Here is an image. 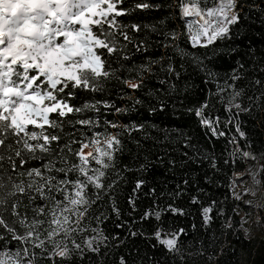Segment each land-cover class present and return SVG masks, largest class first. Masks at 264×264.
<instances>
[{"label":"trees","instance_id":"trees-1","mask_svg":"<svg viewBox=\"0 0 264 264\" xmlns=\"http://www.w3.org/2000/svg\"><path fill=\"white\" fill-rule=\"evenodd\" d=\"M148 2L159 7L136 10L118 18L129 26L135 23L148 26L140 33L128 29L133 41L131 44L122 41L127 44L125 55L129 59L117 62L122 66L120 78L108 80L100 93L77 90L69 101L75 106L105 101L127 111L116 112L101 104L99 113H73L61 118L66 123L62 130H57L62 137L59 148L75 163L74 153L80 144L72 141L87 142L93 133L106 129L107 121L145 125V131L133 132L130 138H125V150L118 155L116 168L108 171L105 180L106 184L110 180L113 187L101 193L85 217L84 223L89 228L99 229L109 239L99 254L85 249L82 258L77 253L65 264H120L121 257L127 264H264V239H250L243 233L237 212L241 204L232 190L235 174L248 167L244 153L260 161L264 181V97L261 96L264 93V12L260 10L264 4L260 0H243V19L232 38L202 48L193 47L189 41L178 0ZM134 3L135 0H125L123 6L131 7ZM152 26H156V31H152ZM168 33L178 34L175 45L180 49L203 58V69L191 57L178 54L173 41L167 38ZM140 41H146L143 45L146 50L137 49ZM150 62L154 63L151 72L145 75V87L133 90L123 83L135 80L138 75L135 69ZM169 64L180 73L178 77L166 71ZM241 64L243 68L239 67ZM234 70L242 76L236 84L245 93L238 102L250 107L249 112L229 111L228 93L217 92L218 85L226 80L232 83L229 77ZM257 80L261 83L257 84ZM136 99L143 102L137 105ZM205 102L209 104L206 115L218 118L217 133L223 135H214L201 125L194 111H189ZM153 108L156 110L151 111ZM86 117L98 119L100 127L75 123ZM107 131L117 129L108 127ZM137 140L139 146L135 143ZM65 143L72 152L64 148ZM52 147L56 149L57 143L53 142ZM45 163L46 159L31 160L25 167H41ZM141 164L146 165L144 170H140ZM4 167H10L7 161ZM62 176L59 174V178ZM138 180L145 183L134 191ZM89 192L94 190L89 188ZM61 196L57 194V199ZM130 199L135 200L134 207ZM24 203H28L27 198ZM169 205L182 210V214L165 211L159 221L143 218L147 210L166 209ZM208 207L212 208L211 220L205 222L203 209ZM158 229L177 233L179 252H169L157 242L154 233ZM133 232L139 235L132 236ZM80 240L77 237V242ZM8 246L14 249L18 245L11 241ZM36 251L39 253V249ZM37 264H52V261L46 256L38 257ZM56 264H60L59 258Z\"/></svg>","mask_w":264,"mask_h":264},{"label":"snow or ice","instance_id":"snow-or-ice-1","mask_svg":"<svg viewBox=\"0 0 264 264\" xmlns=\"http://www.w3.org/2000/svg\"><path fill=\"white\" fill-rule=\"evenodd\" d=\"M260 2L264 4V0ZM123 5L125 0H0V241H4L0 245V264H37L38 257L45 256L52 264H56L57 258L65 264L77 253L82 258L85 249L99 254L109 239L99 229L89 228L85 217L101 193L113 187L110 180L107 184L105 180L108 171L116 168L118 155L125 150V138L145 131V125L107 121L106 129L93 133L87 142L72 141L80 144L74 153L75 163L59 148L62 137L57 130H62L66 123L61 118L73 113H99L101 104L116 112L127 111L105 101L81 106L69 102L77 90L100 93L108 80L120 78L122 66L117 62L129 59L125 55L127 44L122 41H133L128 29L140 33L148 26H129L118 18L136 10L159 7L148 0H135L131 7ZM178 7L186 20L189 41L193 47L202 48L231 39L244 11L243 0H178ZM260 10L264 12V8ZM152 31H156V26H152ZM167 38L173 41L179 55L191 57L203 69V58L175 45L178 34L168 33ZM144 44L146 41L137 43V49L146 50ZM152 63L139 66L135 69L136 79L123 83L133 90L145 87V75L151 72ZM114 64L117 66L113 67ZM239 67L243 68V64ZM166 71L177 77L180 74L171 64ZM208 75L213 76L211 72ZM241 79L239 71L234 70L229 77L232 83L226 80L217 88L220 95L228 93V110L235 109L237 114L251 111L238 102L245 94L236 84ZM142 102L136 99L134 103ZM208 107L205 102L189 111H194L201 125L214 135H223L217 133L218 118L206 115ZM75 123L100 127V121L92 117L80 118ZM108 127L117 131H107ZM53 142L57 143L56 149ZM135 143L139 146L140 142ZM64 148L72 152L68 143ZM38 159H46L47 163L25 167ZM5 161L8 169L4 167ZM145 168L146 165H140V170ZM59 174H63L62 178ZM144 183L138 180L134 191ZM89 188L94 192L90 194ZM57 194H62L60 199ZM129 203L135 206L134 199ZM165 211L182 214V210L169 205L166 209H149L143 218L159 221ZM211 212L210 207L203 209L205 222L211 220ZM85 232L94 235L85 236ZM154 237L167 251H180L177 233L158 229ZM11 241L18 246L10 248ZM120 264L127 261L121 257Z\"/></svg>","mask_w":264,"mask_h":264},{"label":"rangeland","instance_id":"rangeland-1","mask_svg":"<svg viewBox=\"0 0 264 264\" xmlns=\"http://www.w3.org/2000/svg\"><path fill=\"white\" fill-rule=\"evenodd\" d=\"M87 151L88 149H85V152ZM245 158L247 159L248 167L244 172L235 174L232 187L233 195L241 204L237 212L243 223V233L250 239H264V181L261 178L262 165L251 154L245 155Z\"/></svg>","mask_w":264,"mask_h":264}]
</instances>
